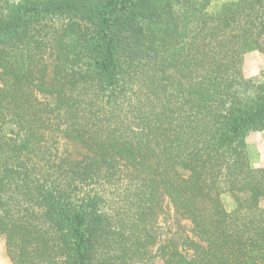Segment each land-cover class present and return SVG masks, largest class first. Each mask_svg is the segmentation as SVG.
<instances>
[{
	"label": "trees",
	"instance_id": "obj_1",
	"mask_svg": "<svg viewBox=\"0 0 264 264\" xmlns=\"http://www.w3.org/2000/svg\"><path fill=\"white\" fill-rule=\"evenodd\" d=\"M255 51L264 0H0L13 264H264V167L247 143L264 132V77L243 73ZM166 202L192 224L180 246L152 231Z\"/></svg>",
	"mask_w": 264,
	"mask_h": 264
},
{
	"label": "rangeland",
	"instance_id": "obj_2",
	"mask_svg": "<svg viewBox=\"0 0 264 264\" xmlns=\"http://www.w3.org/2000/svg\"><path fill=\"white\" fill-rule=\"evenodd\" d=\"M243 73L247 79L256 82L262 81L264 77V53L255 51L246 54ZM5 134L17 136V129L9 124L5 127ZM247 143L252 163L255 166L264 167V132H250L247 136ZM223 201L228 211L234 210L237 206L236 199L231 193L224 194ZM164 209V214L161 215L152 231L157 236L159 245L171 239L180 246L185 237L192 235V224L183 219L169 202L165 203ZM0 264H13L7 253L5 243L2 241H0ZM152 264H164V262L159 258H154Z\"/></svg>",
	"mask_w": 264,
	"mask_h": 264
}]
</instances>
